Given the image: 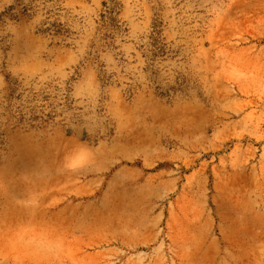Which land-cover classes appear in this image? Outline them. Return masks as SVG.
Masks as SVG:
<instances>
[{
  "label": "rangeland",
  "instance_id": "374dc122",
  "mask_svg": "<svg viewBox=\"0 0 264 264\" xmlns=\"http://www.w3.org/2000/svg\"><path fill=\"white\" fill-rule=\"evenodd\" d=\"M0 264H264V0H0Z\"/></svg>",
  "mask_w": 264,
  "mask_h": 264
},
{
  "label": "crops",
  "instance_id": "0c3cea01",
  "mask_svg": "<svg viewBox=\"0 0 264 264\" xmlns=\"http://www.w3.org/2000/svg\"><path fill=\"white\" fill-rule=\"evenodd\" d=\"M125 48L128 49L129 52H132L135 49V45H126Z\"/></svg>",
  "mask_w": 264,
  "mask_h": 264
}]
</instances>
